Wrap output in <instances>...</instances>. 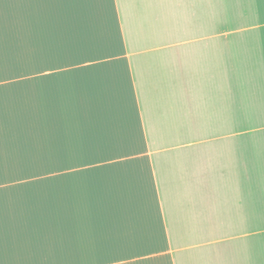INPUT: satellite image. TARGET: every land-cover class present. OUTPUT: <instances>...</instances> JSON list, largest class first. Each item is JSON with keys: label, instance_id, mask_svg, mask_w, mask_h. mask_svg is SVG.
<instances>
[{"label": "crops", "instance_id": "obj_1", "mask_svg": "<svg viewBox=\"0 0 264 264\" xmlns=\"http://www.w3.org/2000/svg\"><path fill=\"white\" fill-rule=\"evenodd\" d=\"M263 162L264 0H0V264H264Z\"/></svg>", "mask_w": 264, "mask_h": 264}, {"label": "rangeland", "instance_id": "obj_2", "mask_svg": "<svg viewBox=\"0 0 264 264\" xmlns=\"http://www.w3.org/2000/svg\"><path fill=\"white\" fill-rule=\"evenodd\" d=\"M222 21V20H220ZM235 77V76H233ZM234 127V124H233ZM257 154H259L257 152ZM262 159L259 157H252L248 161L249 166H255L256 164H260ZM264 163V162H263ZM263 173V178L261 180V175ZM256 172V171H249L248 172V181H249V204L248 208L249 210L255 209V203H257L258 210L262 209V205L264 206V171ZM260 182L259 185L257 183ZM257 193V194H256ZM260 194V195H259ZM257 195V196H256ZM263 202V203H260Z\"/></svg>", "mask_w": 264, "mask_h": 264}]
</instances>
